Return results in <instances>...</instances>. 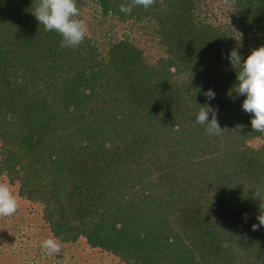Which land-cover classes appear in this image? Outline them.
Wrapping results in <instances>:
<instances>
[{"label":"trees","instance_id":"obj_1","mask_svg":"<svg viewBox=\"0 0 264 264\" xmlns=\"http://www.w3.org/2000/svg\"><path fill=\"white\" fill-rule=\"evenodd\" d=\"M126 2L78 0L89 31L73 50L39 25L38 0H0V178L62 245L122 264H264V133L228 95L231 50L264 46V0ZM206 103L218 136L195 122Z\"/></svg>","mask_w":264,"mask_h":264},{"label":"clouds","instance_id":"obj_2","mask_svg":"<svg viewBox=\"0 0 264 264\" xmlns=\"http://www.w3.org/2000/svg\"><path fill=\"white\" fill-rule=\"evenodd\" d=\"M156 0H127L121 4L119 11L125 15L131 14L134 8L143 7L145 10L154 6ZM226 6L231 7L234 0H223ZM39 25H43L45 31H55L61 36L59 46L61 48L77 49L85 40L88 34V25L80 17L78 0H38L32 6ZM228 59L231 66L240 70L236 71V84L228 93L232 98V92L236 96H244L242 110L252 114L250 121L253 130L264 133V46L251 50L247 58H242L238 49L231 50ZM243 60V62H242ZM208 101L215 99V92L209 89L204 93ZM199 106L195 122L199 125H206L205 131L208 135H220L221 129L217 113L208 103ZM211 120L209 122V116ZM19 207V199L10 183L0 181V218L13 216ZM259 224H253V230L264 226V212L257 216ZM41 248L48 254L60 255L61 242L58 238L52 237L41 242Z\"/></svg>","mask_w":264,"mask_h":264},{"label":"rangeland","instance_id":"obj_3","mask_svg":"<svg viewBox=\"0 0 264 264\" xmlns=\"http://www.w3.org/2000/svg\"><path fill=\"white\" fill-rule=\"evenodd\" d=\"M261 144V139L249 143L253 148ZM18 199L16 213L0 218V264H122L113 256L90 248L83 239L61 244L60 255L48 254L41 242L52 236L41 219L39 207Z\"/></svg>","mask_w":264,"mask_h":264}]
</instances>
